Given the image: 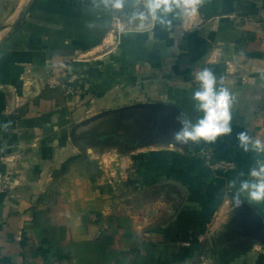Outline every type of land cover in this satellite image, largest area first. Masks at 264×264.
<instances>
[{"label":"crops","instance_id":"obj_1","mask_svg":"<svg viewBox=\"0 0 264 264\" xmlns=\"http://www.w3.org/2000/svg\"><path fill=\"white\" fill-rule=\"evenodd\" d=\"M27 1L0 0V264H264L236 197L264 225V0Z\"/></svg>","mask_w":264,"mask_h":264},{"label":"water","instance_id":"obj_2","mask_svg":"<svg viewBox=\"0 0 264 264\" xmlns=\"http://www.w3.org/2000/svg\"><path fill=\"white\" fill-rule=\"evenodd\" d=\"M33 2L34 0L27 1L25 6L22 8V10L19 11L18 18L15 22L19 20L22 14L31 6V4H33ZM158 108L169 111V109H167L164 106L157 107L156 109H154L153 112L158 115L162 113V110H159ZM169 113H171V110L169 111ZM236 197L239 205L238 208L240 210L239 213L240 221L246 226V229L249 230L250 232L253 231L252 233H261L264 235V225L260 214L249 203L242 200V198L239 195H236Z\"/></svg>","mask_w":264,"mask_h":264},{"label":"built area","instance_id":"obj_3","mask_svg":"<svg viewBox=\"0 0 264 264\" xmlns=\"http://www.w3.org/2000/svg\"><path fill=\"white\" fill-rule=\"evenodd\" d=\"M50 85H59L63 89V93L66 96L75 95L78 93V86L74 85L72 81L61 80L59 78H51L49 80ZM201 155L206 159H210L211 151L210 149H201ZM212 166L215 169H230L234 167V163L231 160L227 159H217L213 162ZM10 173L7 171H0V191H3L9 184Z\"/></svg>","mask_w":264,"mask_h":264},{"label":"rangeland","instance_id":"obj_4","mask_svg":"<svg viewBox=\"0 0 264 264\" xmlns=\"http://www.w3.org/2000/svg\"><path fill=\"white\" fill-rule=\"evenodd\" d=\"M148 129H149V127L147 128V130H148ZM147 130H146V131H147ZM144 133H145V132H144ZM144 133H142V134H144Z\"/></svg>","mask_w":264,"mask_h":264}]
</instances>
